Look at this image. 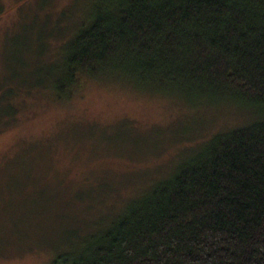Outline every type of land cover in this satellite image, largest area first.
<instances>
[{
  "label": "trees",
  "instance_id": "1",
  "mask_svg": "<svg viewBox=\"0 0 264 264\" xmlns=\"http://www.w3.org/2000/svg\"><path fill=\"white\" fill-rule=\"evenodd\" d=\"M58 11L62 22L35 14L31 25L58 63L48 78L0 86L6 122L23 93L62 103L93 81L246 120L186 148L170 174L128 197L96 194L84 214L99 217L54 245L48 264H264V0H72Z\"/></svg>",
  "mask_w": 264,
  "mask_h": 264
},
{
  "label": "rangeland",
  "instance_id": "2",
  "mask_svg": "<svg viewBox=\"0 0 264 264\" xmlns=\"http://www.w3.org/2000/svg\"><path fill=\"white\" fill-rule=\"evenodd\" d=\"M71 1L49 0L39 11L36 5L46 0H0V86L15 80L16 87L23 76L34 74L50 77L49 66L58 63L47 54L51 41L37 45L40 32L31 25L35 14L42 25L57 20L58 10ZM65 25H57L59 32ZM3 95L0 264H48L55 246L64 245L75 228L79 231L81 221L99 217L96 211L93 218L84 214L86 207L100 205L96 194L114 197L112 192L119 191L128 197L170 174L186 148L246 120L235 108L201 115L178 99L93 81L62 103L53 102L48 92L23 93L11 102L14 113L6 122L5 113L12 109ZM88 183L95 191L90 200L80 197L87 195ZM21 241L25 248L17 246Z\"/></svg>",
  "mask_w": 264,
  "mask_h": 264
}]
</instances>
